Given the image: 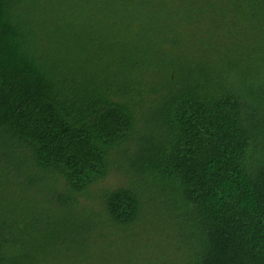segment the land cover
<instances>
[{"label": "trees", "instance_id": "obj_1", "mask_svg": "<svg viewBox=\"0 0 264 264\" xmlns=\"http://www.w3.org/2000/svg\"><path fill=\"white\" fill-rule=\"evenodd\" d=\"M10 187L0 264H264V0H0Z\"/></svg>", "mask_w": 264, "mask_h": 264}, {"label": "rangeland", "instance_id": "obj_2", "mask_svg": "<svg viewBox=\"0 0 264 264\" xmlns=\"http://www.w3.org/2000/svg\"><path fill=\"white\" fill-rule=\"evenodd\" d=\"M124 180V182H123ZM116 181L118 182V185H125L127 182V178L124 176L122 178L116 177ZM8 183L7 181H5ZM106 187V186H105ZM11 188V187H10ZM25 187H18V188H11V191L9 189L7 190H0V218L4 216L5 213L9 212L8 217H10V211L13 210L16 211L14 207H25V202H28L30 190L25 191ZM25 201V202H24ZM13 212V215H14ZM20 215H25L23 211L19 210L17 211ZM27 237L28 235H32L31 231H27ZM149 239H145L144 242L148 241ZM20 249V248H18ZM71 250V259L66 260L63 259L60 264H78V260L75 258V250L74 248H69ZM145 248H143L144 250ZM65 251L61 254L64 255ZM88 262V261H85ZM50 261L47 259L43 260V263L40 264H49Z\"/></svg>", "mask_w": 264, "mask_h": 264}]
</instances>
